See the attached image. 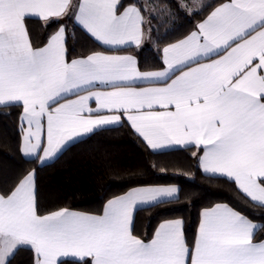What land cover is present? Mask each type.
Masks as SVG:
<instances>
[{"label": "snow or ice", "instance_id": "snow-or-ice-1", "mask_svg": "<svg viewBox=\"0 0 264 264\" xmlns=\"http://www.w3.org/2000/svg\"><path fill=\"white\" fill-rule=\"evenodd\" d=\"M192 4L189 12L205 7ZM121 7L122 0H0V107H22V155L44 164L123 115L153 151L202 149L205 174L226 176L264 208V0L215 6L196 31L162 49L160 70L142 71L130 54L69 62L64 24L33 46L31 19L47 27L70 15L115 53L141 46L145 25L151 31L145 13L171 15L155 0ZM178 198L177 186H144L109 199L100 215L41 214L33 169L0 193V264L21 249L33 251V264H264V217L254 221L227 204L201 212L191 244L180 218L162 222L150 240L133 234L135 211Z\"/></svg>", "mask_w": 264, "mask_h": 264}, {"label": "trees", "instance_id": "trees-1", "mask_svg": "<svg viewBox=\"0 0 264 264\" xmlns=\"http://www.w3.org/2000/svg\"><path fill=\"white\" fill-rule=\"evenodd\" d=\"M162 1L167 2L173 12L160 18H146L150 21L152 46L122 50L137 56L141 70L160 68V48L190 32L223 0H211L202 10L191 13L185 12L174 0ZM127 3L132 0H122V7ZM61 24L67 28L68 60L106 50L70 18L53 21L47 27L39 19L29 20L27 26L33 46H43ZM20 112L21 107H0V193L10 192L23 175L35 169L41 214L61 208L99 214L108 199L131 188L176 185L179 198L174 202L135 211L134 235L147 240L161 221L180 218L191 244L200 212L219 203L227 204L254 221L264 217V208L254 206L233 181L201 172L197 163L200 150L188 147L153 152L127 124L94 131L69 145L52 162L37 165L34 159H26L20 153ZM261 238L264 237H257ZM10 264H33V251L19 250Z\"/></svg>", "mask_w": 264, "mask_h": 264}, {"label": "crops", "instance_id": "crops-1", "mask_svg": "<svg viewBox=\"0 0 264 264\" xmlns=\"http://www.w3.org/2000/svg\"><path fill=\"white\" fill-rule=\"evenodd\" d=\"M73 2L75 3L76 2V0H73ZM223 2H225V0H223L222 2H220V3H223ZM220 3H218V4H220ZM129 4H131V3H127V4H125L124 6H128ZM218 4H216L215 6H217ZM215 6H213L206 14H205V16L200 20V21H198L197 23H196V25H195V27L190 31V32H188L186 35H184L183 37H181V38H179V39H177V40H175V41H173V42H171V43H174V42H176V41H178V40H181V39H183V38H185L189 33H191V32H193V31H196L197 30V25L200 23V22H202L206 17H207V15L213 10V8L215 7ZM123 10V7L121 8V11ZM65 18H70L73 22H74V20L72 19V17L69 15V16H65L63 19H65ZM146 18V17H145ZM77 26H79L78 24H76ZM80 27V26H79ZM59 28V27H58ZM57 28V29H58ZM81 28V27H80ZM56 29V30H57ZM55 30V31H56ZM66 30H67V28H66ZM54 31V32H55ZM53 32V33H54ZM145 32H146V35H145V37H144V39H143V42H142V44H141V46L139 47V48H141V47H151L152 46V42H151V39H150V35H149V31H148V25H145ZM89 35V34H88ZM90 36V35H89ZM93 38V37H92ZM94 39V38H93ZM48 40V39H47ZM95 40V39H94ZM96 41V40H95ZM96 42H98V41H96ZM46 43H47V41H46ZM45 43V44H46ZM99 44H100V42H98ZM171 43H168V44H166V45H164L163 47H161L160 48V59H161V62H162V49L165 47V46H167V45H169V44H171ZM44 44V45H45ZM43 45V46H44ZM101 45V44H100ZM43 46H41V47H43ZM102 46V45H101ZM103 48H105L104 46H102ZM132 47H135V46H132ZM136 48V47H135ZM106 49V48H105ZM138 49V48H137ZM96 52H103V53H105V54H117V55H133V56H135L136 57V59H137V56L135 55V54H133V53H131V52H128V51H119V52H115V53H113V52H108L107 51V49L105 50V51H96ZM92 53H94V52H92ZM92 53H89V54H92ZM89 54H86V55H84V56H79V57H74V58H71V59H67L69 62L71 61V60H73V59H78V58H85V57H87ZM138 61V60H137ZM164 67V65H163V63H162V66L160 67V68H158V69H150V70H160V69H162ZM143 71V70H142ZM71 99H75V97H70ZM90 107L91 108H93V109H95L96 107H97V105L95 104V102L94 101H90ZM21 112H22V107H21ZM21 112H20V114H21ZM20 114H19V116H20ZM105 114H107V113H105ZM121 124H127L129 127H130V129L144 142V144L147 146V144H146V142L143 140V138L142 137H140L139 136V134L138 133H136L135 132V130L131 127V124H130V122L129 121H127V119H126V117L125 116H123L122 115V119H121V122L120 123H118V124H115V125H112V126H108V127H105V128H109V127H115V126H119V125H121ZM93 133V132H92ZM89 134H91V133H88V134H84V135H82L80 138H77V139H74L73 141H71V142H69L68 144H67V146L61 151V152H63L69 145H71V144H73L74 142H76V141H78V140H80V139H82V138H84V137H86V136H88ZM45 143H46V137H45ZM20 146H21V135H20ZM148 147V146H147ZM190 147H194L196 150H197V148L195 147V146H190ZM188 148V147H187ZM148 149L149 150H151L149 147H148ZM173 149H180V147H173V148H168V149H164V150H157V151H153V150H151V151H153V152H161V151H168V150H173ZM182 149V148H181ZM60 152V153H61ZM20 153H21V151H20ZM60 153H58L54 158H52V159H50V160H47V161H45V163L44 164H47V163H50V162H52L54 159H56L59 155H60ZM42 154V153H41ZM203 154V151H202V149H200V153H198L197 154V163H198V157L200 156V155H202ZM21 155H22V153H21ZM24 158H26V159H34L33 157H26V156H24V155H22ZM35 160V159H34ZM36 161V160H35ZM36 163H37V165H44V164H40L38 161H36ZM200 169V168H199ZM201 170V169H200ZM201 172L202 173H204L202 170H201ZM205 174V173H204ZM207 175H210V174H207ZM212 176V175H211ZM217 176H220L219 174H217ZM220 177H225V178H227L226 176H220ZM228 179V178H227ZM234 182V181H233ZM235 183V182H234ZM149 186H175V185H149ZM138 187H144V186H138ZM134 188H136V187H134ZM131 189H133V188H131ZM131 189H129V190H131ZM128 190V191H129ZM128 191H126V192H128ZM125 192V193H126ZM125 193H123V194H125ZM123 194H121V195H123ZM118 196H120V195H118ZM115 197H117V196H115ZM114 198V197H113ZM110 199H112V198H110ZM109 200V199H108ZM107 200V201H108ZM106 201V202H107ZM106 202L104 203V205L106 204ZM219 204H221V205H223L222 203H219ZM104 205H103V208H104ZM215 205H217V204H215ZM215 205H213V206H211V207H209V208H206V209H210V208H212V207H214ZM103 208H102V210H101V212L99 213V214H91V213H87V212H83V211H77V210H71V209H69V210H71V211H75V212H80V213H87V214H91V215H100V214H102V212H103ZM59 210V209H58ZM204 210V209H203ZM202 210V211H203ZM201 211V212H202ZM201 212H200V214H199V221H198V224H197V227H196V230H195V235H196V232H197V229H198V226H199V223H200V219H201ZM177 219V218H176ZM171 220H173V219H171ZM165 221V220H164ZM164 221H161L157 226H156V228L154 229V231H153V234H154V232H155V230L158 228V226L162 223V222H164ZM152 234V235H153ZM152 238V236L149 238V239H147V240H150ZM195 238V237H194ZM147 240H145V241H147Z\"/></svg>", "mask_w": 264, "mask_h": 264}, {"label": "rangeland", "instance_id": "rangeland-1", "mask_svg": "<svg viewBox=\"0 0 264 264\" xmlns=\"http://www.w3.org/2000/svg\"><path fill=\"white\" fill-rule=\"evenodd\" d=\"M175 2H177V5L180 7V5L183 3V4H186L188 7L187 8H184V7H180L182 8L185 12H189V8H193V4H192V0H174ZM209 1L211 0H202V3L205 5L207 3H209ZM147 0H140V3H146ZM155 2L161 6H167L169 7L170 9H173L167 2H164L162 0H155ZM196 10H193L192 12H194ZM173 12V10H171V13ZM191 13V12H189ZM166 13L164 14H160L158 11L157 12H153L151 15L147 14L146 13V18H150V17H157V18H160L161 16L165 15ZM176 186V185H175Z\"/></svg>", "mask_w": 264, "mask_h": 264}]
</instances>
